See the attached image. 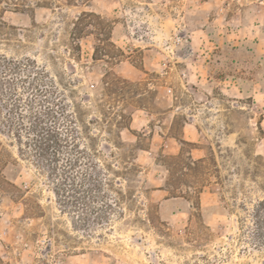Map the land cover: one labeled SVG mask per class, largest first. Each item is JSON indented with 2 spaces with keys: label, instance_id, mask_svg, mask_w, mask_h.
<instances>
[{
  "label": "rangeland",
  "instance_id": "1",
  "mask_svg": "<svg viewBox=\"0 0 264 264\" xmlns=\"http://www.w3.org/2000/svg\"><path fill=\"white\" fill-rule=\"evenodd\" d=\"M0 264H264V0H0Z\"/></svg>",
  "mask_w": 264,
  "mask_h": 264
}]
</instances>
